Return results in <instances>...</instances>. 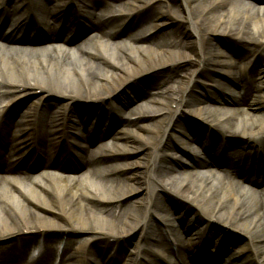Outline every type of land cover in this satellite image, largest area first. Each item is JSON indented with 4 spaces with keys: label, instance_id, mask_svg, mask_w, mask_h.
Segmentation results:
<instances>
[{
    "label": "bare ground",
    "instance_id": "1",
    "mask_svg": "<svg viewBox=\"0 0 264 264\" xmlns=\"http://www.w3.org/2000/svg\"><path fill=\"white\" fill-rule=\"evenodd\" d=\"M37 1L0 0L3 22L10 18L14 29L26 27L25 23L31 25V32L35 30L37 34L40 30L42 36L47 33L44 38L50 41L46 46H29L25 42L6 43L0 39V119L6 126L16 127L22 139L25 133L27 161L37 159L35 165L44 167L39 177L22 172L10 176L8 168L0 164V259L10 256L13 263L24 264L19 258L26 257V247L27 250L42 247L38 258L28 264H55L58 257V264H101L112 247L109 239L114 244L122 242L133 232L141 242L137 240L134 256H116L121 264H193L190 255L198 253L211 239L214 243L220 238L234 240L236 229L245 224V241L232 254L235 261L229 264H264V188L245 189L241 182L245 176L235 179L229 173H222V177L216 178L212 174L216 161L234 163L237 156L240 162H246L244 152L248 147H255L264 162V95L262 98L255 95V89H264V3L122 0L123 7L116 9L121 0H39L40 8L34 9L32 3ZM74 2H81L83 7L70 13ZM148 3L152 7L142 12ZM173 6L183 13L178 16L181 20L174 12L170 14L168 9ZM157 7L163 11L161 16L153 12ZM34 15L40 22L35 19L33 25ZM52 18L70 22L69 28L62 27L55 35L50 34ZM148 18L153 22L152 27L171 21L177 29L146 35L152 28L148 22L138 30L136 25ZM158 18H166L165 23L157 25L154 21ZM128 20L129 38L135 40L123 44L118 41V30ZM77 21L83 30L70 39L67 36ZM182 23L189 24L191 31ZM35 25L39 28L33 29ZM190 32L194 40L186 43L185 38L178 39L179 34L189 36ZM79 37L81 40L73 45ZM104 37L107 40L103 42ZM91 40L96 49L89 47ZM220 57L229 58L225 61ZM244 60L250 64L248 68ZM173 63L175 69L169 76L181 74L180 78L158 77L145 90L144 78ZM218 68L254 73L255 79L247 82L228 75L245 93L242 106L233 107L221 95H209L207 81H218L215 78L221 72ZM124 88L130 91L132 99L144 100L148 111L139 106L126 114L129 108L125 107L124 113L107 128L101 121L86 125L85 121L97 114L91 118L93 108L100 107L107 99L120 101L121 98L122 104L128 105L122 95ZM31 99L18 119L7 117L20 100L27 103ZM203 101L207 105L203 106ZM234 101L233 98L232 104ZM214 102H223V106ZM5 106L9 107L7 113ZM74 106H82L83 110L78 111ZM73 110L86 119L80 123L87 128L86 137L91 146L86 143L88 150L81 151L77 158L73 156L78 163L76 172L73 167L66 170L59 161L55 171H49L48 158L55 153L59 159L69 155L71 146H63L59 140L73 135L71 126L63 127ZM131 116L135 119L129 120ZM146 117L150 123L140 122ZM126 126L130 128L124 129ZM190 128L199 132L198 138L207 150V161L193 156L195 160L189 167L180 163L183 169L178 172L174 156L181 149L180 136ZM109 135L111 148L104 143ZM1 142L0 157L6 151L14 157L20 156L18 148ZM139 151L134 161L123 166L106 164L107 157L102 156ZM118 168L129 170L124 172L126 182L113 174ZM79 170L84 173L77 175ZM175 170L179 176L172 174ZM24 181L29 183L26 189L22 185ZM121 187L124 188L117 191ZM143 187V197H135L123 205L122 199ZM163 198L177 207L198 212L195 221L198 225L192 226L195 234L173 228L175 223L164 212L166 206L159 209L164 205ZM98 202L115 205L99 207ZM135 205L139 207L133 208ZM154 207L165 216V230L142 248L141 238L155 218ZM56 232L61 237L74 238L65 241L60 254L62 240L60 236L57 239ZM51 241L57 245L50 246ZM72 243L77 246L76 251L70 248ZM244 252L248 254L242 256ZM112 260L113 257L108 262Z\"/></svg>",
    "mask_w": 264,
    "mask_h": 264
},
{
    "label": "rangeland",
    "instance_id": "2",
    "mask_svg": "<svg viewBox=\"0 0 264 264\" xmlns=\"http://www.w3.org/2000/svg\"><path fill=\"white\" fill-rule=\"evenodd\" d=\"M171 1V0H170ZM175 1V0H174ZM174 1H173V3H174ZM264 3V0H250L249 1V4H253V3ZM168 10H170L171 11V15H172V12H174L175 13V15H176V17L178 18V16L179 15H182L183 16V13L181 12V11H179V10H177V9H175L174 8V6L172 7V9H168ZM157 11H159V10H157ZM178 20H181L180 18H178ZM95 21V20H94ZM187 23H185V25H186ZM188 26V25H187ZM189 27V26H188ZM130 28L128 27V25H127V27H125V28H123L122 29V34H121V36H123L124 38H125V40H127V38H128V33L130 32ZM191 31V30H190ZM191 34L188 36V35H183V34H179V38L178 39H180V38H185V41H187L186 43H188V42H190V41H192V40H194L193 39V33L192 32H190ZM85 39V38H84ZM83 39V40H84ZM81 40V37H79V38H77L74 42H73V45H76L79 41ZM105 41V40H104ZM103 41V42H104ZM89 47H91V48H97V46H95V44H94V42H92V41H89ZM182 48H183V44H182ZM219 59H223V60H228L227 59V57H220ZM174 69H175V64L173 63V64H170V65H168V66H166V67H164V68H159V69H157L153 74H154V76H152L151 78H149L148 79V81L146 82V83H144L145 84V90L150 86V85H152V84H154L155 82H156V80L158 79V75H159V78L161 77V76H165V75H168L169 76V72L170 73H173V71H174ZM169 71V72H167V71ZM232 70H234V68L232 69ZM160 71V72H159ZM233 73H236V70H235V72H233ZM170 77V76H169ZM180 78L181 77V74H178L177 76L175 75V76H173L172 78L170 77V80H174V78ZM219 79H221V78H219ZM177 80H179V79H177ZM207 84H209V85H211L212 83H210V82H207ZM200 90V89H199ZM125 92L126 93H128V89H125ZM200 92V91H199ZM236 96H238V95H236ZM135 101H136V99H134ZM140 100V99H139ZM236 100V99H235ZM129 101H131V100H129ZM128 101V102H129ZM132 102V101H131ZM143 101H140L139 103H138V105H136V106H139L141 103H142ZM25 103H23L22 105H21V107H24L25 105H24ZM136 106H134L133 104H131L130 105V107H129V109H131L130 111H132L133 109H135V107ZM129 111V112H130ZM148 121H150V119H148ZM126 128H128V127H126ZM125 128V129H126ZM111 142V141H110ZM110 144V143H109ZM139 155V153L137 152L136 154H134V155H132L129 159H134L136 156H138ZM125 157V156H124ZM118 158H120V160H125L126 158H123V157H118ZM178 160H179V162H180V158L179 157H177V162L175 161L174 162V165H176L175 166V168H176V170L178 171L179 170V167H180V165H179V163H178ZM176 170H175V172H173L172 174L175 176V175H178L179 176V173H177L176 172ZM84 173V171H80V173ZM115 177H117V178H120V179H122V180H124L125 182H126V180H125V175H123V174H121L120 173V171L117 173V175L115 176ZM183 177V176H182ZM217 178V177H216ZM27 184H29V183H27V182H23V184L22 185H26L25 187H24V189H26L27 188ZM124 187H121V189H119V190H117V191H120V190H122ZM125 188H126V186H125ZM118 193V192H117ZM143 195H145L142 191H139V192H137V193H134V194H130V195H128L127 197H125L124 199H122L121 201H122V203H123V205H126V204H129L130 203V201H132L135 197L136 198H140V197H143ZM96 205L97 206H99V207H103V206H107V205H109V206H114L115 205V203H113V204H108V203H100V202H98V203H96ZM139 205V204H138ZM132 207V206H131ZM130 207V208H131ZM137 207H139V206H134L133 208H137ZM247 226L244 224V225H242V226H240V227H238V229H236V231H237V233L236 234H234L233 235V237H234V240H231V237H229V241L231 242V243H235V244H240V245H242L243 243H244V241H245V236H244V228H246ZM239 230V231H238ZM248 254V253H247Z\"/></svg>",
    "mask_w": 264,
    "mask_h": 264
}]
</instances>
